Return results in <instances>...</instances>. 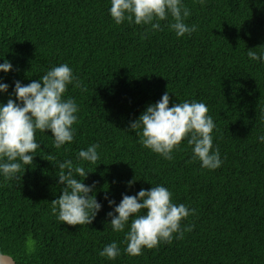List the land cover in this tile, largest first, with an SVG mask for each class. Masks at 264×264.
Here are the masks:
<instances>
[{"label":"trees","instance_id":"trees-1","mask_svg":"<svg viewBox=\"0 0 264 264\" xmlns=\"http://www.w3.org/2000/svg\"><path fill=\"white\" fill-rule=\"evenodd\" d=\"M181 3L190 11L185 23L197 26L183 37L170 28V14L159 21L162 30L134 19L117 25L111 0H0V64L13 66L0 72V83L8 85L0 106L20 103L16 81L28 85L62 64L81 82L62 97L78 107L73 141L57 149L51 131L37 130L40 148L22 166L21 179L5 180L0 172V252L16 264H264V59L247 55L255 50L264 57V0ZM166 92L169 107L206 105L220 168L202 167L190 134L168 160L130 130ZM92 145H99L96 164L78 158ZM66 160L83 166L89 172L83 182L95 185L102 208L90 225L63 224L51 212L65 187L56 165ZM155 186L169 190L172 203L195 210L181 222L192 230L131 256L125 236L134 217L124 232L114 231L108 200L119 205L124 195ZM112 242L120 255L101 257Z\"/></svg>","mask_w":264,"mask_h":264},{"label":"clouds","instance_id":"clouds-1","mask_svg":"<svg viewBox=\"0 0 264 264\" xmlns=\"http://www.w3.org/2000/svg\"><path fill=\"white\" fill-rule=\"evenodd\" d=\"M110 14L117 25L125 19L132 23L134 19L136 25H150L152 30H162L159 21L167 20L170 14L174 20L170 28L178 37L197 31L196 25L189 27L185 23L190 11L182 5L181 0H111ZM247 55L252 60L264 59L255 50H248ZM12 70L11 62L5 60L0 64V72ZM74 82L76 87L81 86L67 64L54 67L40 80H33L28 85L15 82V95L20 103L9 99L6 105L0 106V172L5 180L21 179L18 174L22 166L33 163L34 156L31 154L40 148L35 139L37 130L51 131L57 149L73 141L72 126L77 122L78 107L73 99L65 101L62 97L67 86ZM7 91L8 85L0 83V92ZM169 102L170 96L166 92L160 101L149 105L139 119L130 124V130L141 137L140 143L171 160L173 150L178 149L190 134L188 144L193 147L194 157L201 161L202 167L209 170L220 168L222 161L219 150L212 151L215 124L208 115L206 105L185 101L169 107ZM259 140L264 143V135ZM98 147L92 145L87 150H80L78 158L96 164L99 159ZM53 159L55 157L49 155L47 160ZM56 166L59 168V184L65 187L59 199L51 202L52 214L70 226L92 224L102 205L92 194L95 185L87 186L83 182L89 172L86 173L83 166L74 167L71 160L58 162ZM76 177L83 179L78 181ZM135 183L136 178L129 181L128 186ZM105 199H108L107 195ZM108 203L114 207V212L107 214L114 231L124 232L130 218L134 217L131 219L130 231L125 236V251L131 256H139L144 248H156L161 242L170 244L173 234L183 238L184 231L192 230V227L187 226L181 229V222L189 215H194L195 210L190 211L183 204L172 203V193L164 186L152 187L150 191L141 189L136 196L124 195L119 205L114 200H108ZM34 243L28 240L29 252L34 250ZM99 255L115 260L120 255L118 244L112 242L105 246ZM0 264L15 262L12 256L0 252Z\"/></svg>","mask_w":264,"mask_h":264},{"label":"water","instance_id":"water-1","mask_svg":"<svg viewBox=\"0 0 264 264\" xmlns=\"http://www.w3.org/2000/svg\"><path fill=\"white\" fill-rule=\"evenodd\" d=\"M15 262V261H14ZM15 264H16V262H15Z\"/></svg>","mask_w":264,"mask_h":264}]
</instances>
